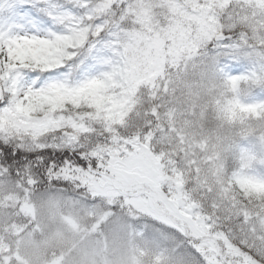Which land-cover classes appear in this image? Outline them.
<instances>
[{"label": "rangeland", "instance_id": "374dc122", "mask_svg": "<svg viewBox=\"0 0 264 264\" xmlns=\"http://www.w3.org/2000/svg\"><path fill=\"white\" fill-rule=\"evenodd\" d=\"M161 3L169 6V23L160 26L152 7L141 8L137 14L141 29L132 30L120 60L111 71L76 90L58 88L33 94L18 108L20 114L0 120V129L6 125L17 131L33 128L36 124L32 125L28 117L35 106L48 105L47 111L51 112L66 111V93L89 94L94 88L114 86L118 67L125 66V72H132L131 81L136 88L143 89L141 103H149L154 95H160L163 113L167 115L166 125L171 133L167 132L159 142L165 146L164 150H170L157 155L148 153L150 162L159 170L154 177L159 176L167 195L161 202L152 199L154 195L143 189L148 180L135 176L140 166L131 161L137 153L146 152L152 134L123 140L114 133L110 143L97 142L91 155L99 160V170L81 171L85 175L83 180L94 184L97 201L110 196L150 197V212L160 229L174 236L175 231L181 230V238L188 240L187 245L195 247L207 264H257L229 245L224 236L211 232L212 226L188 194L186 178L190 173L185 178L176 161L182 159L188 166L197 153L193 159L196 169L209 175L219 172L216 164L222 162L229 134L233 140L254 143L259 157L264 159V0H184L183 5L180 0H161ZM226 34L232 40L231 54L222 53L226 61L219 67L217 57L209 59L207 48L213 40H224ZM86 39L83 32L75 40L28 42L14 49L13 59L20 66L55 68L74 55L68 48L82 46ZM229 66L232 71H224ZM98 125L106 129L102 121ZM39 126L46 132L56 129L45 121ZM80 135L76 133L73 139L78 140ZM93 138L86 136L85 144ZM242 159L246 164L252 161L251 156ZM126 162L132 173L126 172V167L117 168V164L126 166ZM5 171H0V264H172L166 255L167 245L157 247L144 240L150 225L138 221L136 228L128 227L127 237L124 228L115 224L108 227L109 221L120 222L121 216L113 218L105 203L88 204L77 195H38L30 188L32 183L26 186L24 182H14L11 177L5 178ZM194 176L199 186L197 178L204 174L199 171ZM46 225L62 232V237L51 240L43 236ZM250 230L256 228L252 226ZM164 235L157 237L162 240ZM42 246L43 252L38 250Z\"/></svg>", "mask_w": 264, "mask_h": 264}, {"label": "trees", "instance_id": "16d2710c", "mask_svg": "<svg viewBox=\"0 0 264 264\" xmlns=\"http://www.w3.org/2000/svg\"><path fill=\"white\" fill-rule=\"evenodd\" d=\"M131 78V71L126 70L125 72V66L124 68L118 67L114 86L94 88L89 94L84 92L66 93L64 100L67 103V110L70 105L75 116L79 119V123H76L72 117H68L67 122L75 130V133L81 135L93 133L102 136L103 134L100 133L108 132L110 134L116 133L123 140H134L142 137L144 133L148 136L152 134L153 140L146 146L147 149H150V152H147V149L146 152H139L131 161L135 160L140 166L135 176H141L149 182L143 186L145 192L154 195L152 199L161 202L167 194L165 188L161 186L159 176L154 177V175L159 174V170L155 167L156 164L150 162L152 160L148 158V153L157 155L170 150V148L164 150L165 146L160 145L159 139L171 129L166 125V123L168 124L167 115L163 113L160 95H154L149 103H141L143 89L136 88ZM76 109H81V111H75ZM83 109H88V111ZM32 110V114L28 118L31 120L32 125L33 122L36 124L33 125V128L41 131V133H38L39 135H44L47 131L41 130L40 126L37 127L43 121L50 123L53 128L64 126L62 121L65 120V117L61 116L58 120H52V112L46 111L43 118H38L35 113L43 112L45 108L35 106ZM101 121L106 127V129L103 128V132H99L98 129L93 127L94 124L98 125ZM229 138V142L222 151V162L220 164L219 161L216 164L219 167V172L209 175L201 169H196L197 164L193 159H195L197 153H194L195 156L188 166L185 165V161L182 159L176 162L179 163L178 168H181L180 170L185 178L186 173H190V177L186 178L188 194L201 214L208 220L209 225L212 226L211 232L224 236L223 239L229 245L244 253L248 261L253 260L257 264H264V159L259 157L260 153L256 152L257 147L254 143H242L239 139L233 140L230 134ZM180 155L183 156V154ZM245 156H251L252 161L250 164H246L245 159H242ZM124 164L126 166L117 164V168L122 170L123 167H126L125 171L132 173L130 167L127 166L129 162ZM201 166L203 168L204 165L201 164ZM91 170L90 168L89 172ZM81 171L85 172L81 169L74 171L67 168L62 169L58 173L51 174L48 183L43 186H38L37 179L33 178L31 174H26L20 179L14 180V182H24L26 186H28V183H32L33 185L30 188L38 195L44 193L77 195L85 199L88 204L94 205L101 202L97 201L96 196H94V184L92 182L85 183L83 180L85 175ZM199 171L204 176H201V178L198 176L197 181L200 182L198 186L194 180V175H199ZM255 179L263 182L258 183ZM53 180H57L59 183L54 184L52 183ZM149 200L151 198L143 194L133 198L110 196L102 200L113 218L117 216L122 218L119 219L121 223L116 219L109 221L108 227L115 224L122 230L124 228L123 232L127 235L128 227L133 226L136 228L138 221L150 225V230L144 233V240L149 245L152 244L157 247L167 245L169 251L167 250L166 255H168L172 264H198L196 258L189 251L186 242L188 240L184 241L181 238V230L175 231L176 236H174L168 230L160 229L154 214L150 212ZM65 202H67V199ZM252 226L256 228L253 232L250 230ZM46 227L47 232H43V236L47 235L51 240L62 237V232L51 229L50 225H46ZM157 234L162 236L165 234V239H170V241L166 242L165 239H159ZM217 241H219L218 238ZM50 243L49 241V245ZM67 243H70V241H67ZM65 246V244L62 245L64 248ZM38 250L43 252L45 246L38 248ZM161 251L164 252V248Z\"/></svg>", "mask_w": 264, "mask_h": 264}, {"label": "snow or ice", "instance_id": "6c2138e0", "mask_svg": "<svg viewBox=\"0 0 264 264\" xmlns=\"http://www.w3.org/2000/svg\"><path fill=\"white\" fill-rule=\"evenodd\" d=\"M180 3L183 5L184 0ZM144 7H152L160 26L169 23V6L161 0H0V120L20 114L18 108L33 94L58 88L76 90L111 71L120 60L132 30L141 29L137 14ZM83 32L87 34L83 45L68 48L74 55L58 67L42 70L20 66L13 59L14 49L22 44L75 40ZM231 45L227 34L224 40L211 41L207 48L209 59L217 57L218 66L223 67L226 58L222 53L231 54ZM224 71L232 69L229 66ZM48 107L45 105V111L36 112V117L43 118ZM61 116L65 117L64 126L44 135H39L36 128L17 131L6 125L0 129V171L6 170L5 178L18 180L31 174L38 186H43L51 174L65 168L99 170L100 162L91 152L97 142L110 143L111 134L94 124L93 127L103 132L102 136L85 133L78 140L73 139L76 133L67 118L72 117L76 123L79 119L70 105L66 111L51 113L52 120ZM86 136L94 137L91 143L85 144ZM188 247L198 264H207L195 247Z\"/></svg>", "mask_w": 264, "mask_h": 264}]
</instances>
